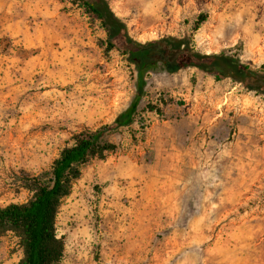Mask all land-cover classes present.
I'll use <instances>...</instances> for the list:
<instances>
[{"label": "rangeland", "instance_id": "374dc122", "mask_svg": "<svg viewBox=\"0 0 264 264\" xmlns=\"http://www.w3.org/2000/svg\"><path fill=\"white\" fill-rule=\"evenodd\" d=\"M109 2L140 42L187 36L264 65V0ZM106 38L81 0H0V207L28 201L27 177L75 132L130 106L135 65ZM110 138L58 209L59 264H264L263 93L160 63ZM23 256L20 236L0 230V264Z\"/></svg>", "mask_w": 264, "mask_h": 264}, {"label": "trees", "instance_id": "16d2710c", "mask_svg": "<svg viewBox=\"0 0 264 264\" xmlns=\"http://www.w3.org/2000/svg\"><path fill=\"white\" fill-rule=\"evenodd\" d=\"M81 3L105 29L107 47L124 51L135 65L136 93L130 106L113 121L75 132L73 143L60 150L47 171L27 177V186L33 190L28 201L0 207V230H13L21 239L24 256L18 264H59L64 253V242L56 232L61 202L80 176L82 164L95 156L104 157L116 148L110 136L131 123L144 96L146 74L150 69L160 63L170 72L196 67L217 80L229 77L249 90L264 94V65L244 61L231 49L203 52L187 36L166 35L140 42L129 33L125 21L116 14L109 0H81ZM200 17L204 20L206 16L201 14Z\"/></svg>", "mask_w": 264, "mask_h": 264}, {"label": "water", "instance_id": "95a60500", "mask_svg": "<svg viewBox=\"0 0 264 264\" xmlns=\"http://www.w3.org/2000/svg\"><path fill=\"white\" fill-rule=\"evenodd\" d=\"M154 52H155V50L152 51V53H154Z\"/></svg>", "mask_w": 264, "mask_h": 264}]
</instances>
